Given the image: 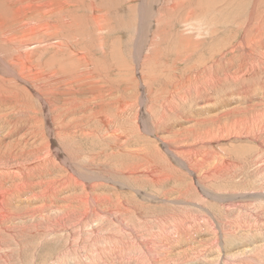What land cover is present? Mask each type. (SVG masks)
I'll list each match as a JSON object with an SVG mask.
<instances>
[{
	"label": "rangeland",
	"instance_id": "rangeland-1",
	"mask_svg": "<svg viewBox=\"0 0 264 264\" xmlns=\"http://www.w3.org/2000/svg\"><path fill=\"white\" fill-rule=\"evenodd\" d=\"M131 1L115 11V33L107 38L111 44L107 45L105 54L99 50L94 54L95 61L102 64L109 62L111 54L112 57L122 54L135 70L125 81L116 67L110 69L113 71L110 77L117 78H113L111 99L123 97L122 100L130 104L127 114L115 121L116 127L106 129L99 118L89 119L75 123L82 126L86 136L77 133L70 137H50L47 133L50 125L43 120L35 100L26 96L20 107L31 105V109L38 111V115L34 114L38 117L36 120L31 119L32 114L21 112L20 100L0 101V147L4 148L0 151V176L10 178L4 180L3 191L11 192L9 201H0V264H264V57L259 52L247 57L249 60L240 56L234 60L231 59L234 55L228 51L244 34L243 29L238 31L237 28L238 25L244 28V23L236 22L234 15L238 14L244 21L252 0H238V7H225L221 14L216 11L213 22L205 23L208 31L204 30L201 36L193 34L198 41L208 37L207 40L212 41L210 46L204 45L207 50L193 57V62H176L180 45L175 44V48L173 43L167 47L174 48V52L169 49L171 54L159 57L157 73L154 72L157 80L153 81L151 90L153 99L157 96V100L148 107H143L138 98L141 89L147 87L138 85H141L138 66L152 49L154 30L149 29L147 36L143 35L139 44L136 43V27L142 23L138 15L140 0ZM84 3L88 5L91 0ZM259 10L264 11V5L259 6ZM191 22L193 28L201 32L197 26L203 21ZM149 38L150 41L145 42ZM84 42L87 44L88 40ZM210 47H224L229 53L222 61L220 72L218 70V76H223L222 85L216 89L210 87L201 97L191 93V98L178 103L175 110L164 108L165 96L171 90L168 83L178 78L193 79L195 73L185 74L186 67L196 64L194 62L205 64L211 56L205 53ZM225 59L233 64L227 66ZM47 60L48 56L40 62ZM18 68V75L28 86L36 87L37 92L44 94L46 87L54 86L52 80L50 83L43 79L33 69ZM5 78L20 84V92L23 82ZM52 92L55 96L46 97L60 105L61 89ZM181 96L182 92H178V97ZM165 104L168 106L167 102ZM86 107L89 114L91 108ZM111 109L109 117L114 118L112 114L116 110ZM150 111L158 122L152 119ZM255 117H259L258 122L262 121L255 131L234 128ZM79 119L75 116L67 121ZM225 128L229 130L223 131ZM115 129L117 134L125 132L127 136L126 148H123L126 153L122 155L110 137ZM164 142L171 145L172 155L164 150ZM45 158L46 163L37 165ZM20 166L27 167L26 174L16 172ZM12 172L16 174L12 176Z\"/></svg>",
	"mask_w": 264,
	"mask_h": 264
},
{
	"label": "bare ground",
	"instance_id": "bare-ground-1",
	"mask_svg": "<svg viewBox=\"0 0 264 264\" xmlns=\"http://www.w3.org/2000/svg\"><path fill=\"white\" fill-rule=\"evenodd\" d=\"M127 1L128 0H105L104 2L100 3V2H96V0H91V3L86 5L84 3L85 0H0V2H1V4H0V101L14 99L13 100V102H14V101L20 100V103L18 104L19 105L18 108L21 109V112H27L29 115L32 114L33 117H31V119L36 120L38 118L37 117L38 111L36 113L33 109H31L30 108L31 105L28 108H27V105H26V108L20 107L21 101H23L22 99L26 96H28L27 98H29L30 100H32V99L35 100L41 108L40 111L42 112L43 120H45L46 123L50 125V127L48 128V132H47L51 135L50 137H54V136H56V137H61V136L62 137H70V136L76 135L77 133L84 134V130H83L82 126L80 124L75 125V123L76 122H82L84 120H89V119L99 118L101 121V124L106 129H110L109 127H112V128L116 127L115 121L116 120L119 121L122 118V115L127 114V112H128L127 109L129 110L130 104H128L125 100H122L123 97H121V96H120L121 100L111 99L112 98L111 92H112V87H113L111 85L113 84L112 82L114 81L113 78L114 77H115V79H117V78H116V76H114L113 78L110 77V72L112 71V70L110 71V69H113L114 67H116L119 70V72L124 75V79L123 78L122 79L125 81L128 80L127 77L130 75V72H132L134 69L130 65H128L127 59H124L122 54H120L121 56L119 55L118 57H116V56L112 57L113 54H111L112 55L111 59L110 60L107 59L109 62L105 61V64H102L101 62L95 61V59H94L95 55L94 54L96 53L95 51H97V50L102 51L103 54H105V50L107 48V45L109 44L107 42V38H109L108 36H110V34H112V32L114 31L115 24L113 23V21H114V17H116L115 11L118 9V6H120L121 4H127ZM141 1H142V3H141ZM238 5H239L238 0H140L139 6H140L141 10H138V15L140 18L139 20H141L142 23L140 24L139 27H136V30H137L136 33L138 36L135 39L136 43L139 44L141 39L144 38L143 35H146L149 32V29L150 30L152 29L151 31L154 30L153 35H152L153 38L150 37V38H152L151 42H150L152 45V49L149 50L150 53L148 55H146V56L144 55L145 56L144 59H142L140 62L141 65L138 66V68H139L138 73L140 74L138 76H139V80H141V85H140V83H138V85L139 86H143V85L147 86L146 89H141V95L138 96L139 101L141 102V105L143 107L144 106L148 107V104L150 105L152 101H153V103H155L156 101L154 102V100H157L156 99L157 96L155 95L156 98L153 99L154 95L152 96V93H151L153 81L156 82V80H157V79H155L154 72H156L155 68L158 65L159 57L161 56V58H162V56L165 53H168V52L170 53L169 49H171V48H167V47H171V44H173V43H174L173 46L175 48H176L175 44L180 45V50L178 49L179 53L177 54L178 56H177L176 62H178L180 60L183 61L184 63L185 62H188V63L193 62V60H192L193 57H198L197 55H200L202 51H205L208 49V48H205L204 45L210 46V43H212V41L207 40V39H209V37L206 39L207 41L205 39L200 40L202 38H200L198 41L197 36L204 35V34H202L203 31L207 30L205 25L208 22H213L214 18H216V11H219L221 14V13L225 12L224 11L225 7H230V6H233V7L237 6L238 7ZM262 5H264V0H252L251 2H249L250 11L247 9L248 12H247V15H246L244 21H241L242 19L241 20L239 19L238 14L234 15L236 22L240 21V22H238L239 24L244 23V28H241L242 26L239 27L240 25L237 26L238 31L243 29L242 31L244 32V34L242 35V37L240 36L241 38H239L240 40L237 43V45L235 43L234 45H236V46H234V48L232 47L231 50H228V51H230L229 52L230 54L234 55L233 57H231V59L237 60L236 58L238 56H240V58H242V59L243 58L247 59V57L255 56L259 52H262L263 57H264V31L261 30V29H264V11L260 12V10H259V6H262ZM139 6H138V8H139ZM240 7H241V5H240ZM237 9H239V8H237ZM234 12H235V10H234ZM238 12H240V11L238 10ZM135 17H133V18H135ZM212 18H213V20H212ZM194 20H196V22H200V21L204 22V23L202 22L201 24H199L198 25L199 27L197 26V29H199L201 32H198L196 30V28H193V24H192L193 22H191V21H194ZM115 23H116V20H115ZM113 24H114V26H113ZM235 24H237V23H235ZM19 25H21L23 27L18 28ZM130 25H129V27H130ZM180 26L183 29L180 30L178 28ZM123 27H125V26H123ZM130 29H132V28H130ZM262 31H263V34H261ZM113 33H115V32H113ZM193 34H197V36L193 35ZM149 36H150V34H149ZM129 37L131 39V36H129ZM120 38H122V37H120ZM150 38H149V40L145 39L146 41L143 40V42L145 41L148 43L150 41ZM85 40H88L87 44H85V42H84ZM214 40L215 39H213V41ZM110 44H109V46H110ZM240 44H242V45H240ZM113 45H115V43ZM220 46H223V45L220 44ZM123 47H127V46H123ZM139 47L140 46H138V49H140ZM200 47H202V50L200 49ZM117 48H119V47H117ZM178 48H179V46H178ZM173 49L174 48H172L171 50L174 52ZM225 49L226 48H224V47H222V48L217 47V49H212V47H210V50H208L205 53H208L209 56L210 55L211 56L205 64H202V63L200 64V62L199 63L194 62L196 64H192V65L189 64L186 67L187 70H186L185 74H187V73L192 74V72L195 73V77L193 75H192L193 77L190 76L193 79H190L189 77L186 76L187 78H185V79L180 80L181 78L180 79L178 78L176 80L174 79L175 82L168 83V87H170L171 90L169 89L170 91L167 94L165 93L167 95V96H165V102H167L168 106L165 104V102H164V104L161 103L162 105L166 106L164 108H166V109L170 108L169 111L170 110L172 111L173 109L175 110V108L178 106V103H180V102L184 103L188 100V98H191V93L195 92V93H197L196 94L197 97H201L202 93L207 92V90L210 87H213L216 89V87L218 85H222L223 76H221V77L218 76V74H219L218 70L220 72V70L222 69V61L225 58V56H227V54H229L227 50L225 51ZM109 50H111V49H109ZM124 51H126V50L124 49ZM176 51H175V53H176ZM215 53L217 55H221V54L222 55L219 56L218 58H215V56H217ZM172 54H174V53H172ZM127 55H130L129 51H128ZM46 56H48V60L44 63H41L40 60ZM165 56L167 57V55H165ZM104 57H106V56H104ZM178 57H180V59ZM137 58H139V57H137ZM247 60H249V59H247ZM166 61H167V59H166ZM243 61H242V63H243ZM172 63H174V62H172ZM249 63H252V62L249 61ZM255 63H256V61H255ZM226 64L228 66V64H233V63H232V61L231 62L227 61ZM226 64H224L225 67H226ZM262 64H264V63H262ZM244 65H247V64L244 63ZM256 65H257V63H256ZM54 66H55V68H54ZM238 66H240V65H238ZM251 66H254V64L252 63ZM18 67H23L25 69L35 70L39 75L42 76L43 79L45 78V80H48L50 83L52 80L54 82V86H52L50 88L45 86L46 89H44V91H46V92L44 94L37 92L35 90L36 89L35 86H34L35 88L28 86L27 81L18 75V71H17L19 69ZM177 70H179V69H177ZM227 70H228V68L226 69V73H227ZM163 71H166V70H163ZM29 72H31V71H29ZM44 72H46V73H44ZM134 72H135V70H134ZM234 72H236V71H234ZM237 73H238V71H237ZM21 74H22V72H21ZM35 75H37V74H35ZM123 75H121V76H123ZM28 76H29V74H28ZM145 76H147V77L149 76V78H147V80H146ZM5 77H12L13 80H16L19 83L23 82V86L22 85L20 86V92L22 94L20 92H18L19 91L18 88H19L20 84L15 83V81L6 80ZM134 77H136V76H134ZM161 77L159 76V78H161ZM163 77H164V75H163ZM236 79H238V78H236ZM139 80H138V82H139ZM118 81H119V79L117 80V82ZM150 81H151V83H150ZM36 82L38 83V80ZM45 83H47V82H45ZM231 83H233V82H231ZM33 84H35V83H33ZM45 85H47V84H45ZM51 85L52 84H49L48 86H51ZM114 85H117V84H114ZM56 88L59 90L61 89L62 101H61L60 105H57V103L55 104V103L50 102V100H48V98L46 97L48 95L55 96L52 91ZM178 92H182L181 97H178ZM49 93H51V94H49ZM114 93H115V91H114ZM54 98H56V97H54ZM177 101H179V102H177ZM151 105H153V104H151ZM86 106L91 108V109H89L90 110L89 114L86 113V109H88ZM111 108L116 110V112L114 114H112V116H115L114 118L109 117V114H110L109 111ZM149 109H151V108H149ZM183 109H185V108H183ZM78 110H80L81 113H79V114L76 113V111H78ZM150 112L152 114L151 115L152 119L156 120L154 118V116H155L154 113H152L153 111H150ZM34 114H37V115L34 116ZM75 116L76 117L79 116L80 119L77 121H73L74 125L72 124L73 122H71V120L67 121L68 118H71V117L75 118ZM168 118H169V116H168ZM212 118H214V117H212ZM127 119H128V117H127ZM219 119H220V117H219ZM258 119H259V117H255V118L251 119L252 121L250 120V121L244 122L240 126L235 125L234 128L240 129V130H246V131L247 130L255 131V129H257V127H258L257 124H259V122H262V121L258 122ZM156 121L158 122V118ZM157 122H155V124H157ZM239 122L240 121H238V123ZM210 124H212V123H210ZM39 126H37V127H39ZM148 126H150V125H147V127ZM261 126H262V124H261ZM259 127H260V125H259ZM154 129H156V128H154ZM115 130H113V131H115ZM228 130L229 129L225 128L223 131H228ZM107 131H110V130H107ZM207 131H209V130H207ZM220 131H221V129H219V132ZM111 132H110V137L113 139L115 144L119 147V151H120L119 154L122 155V154L126 153V152H124L125 149L123 150V148H126V141H127V136H125V132L122 131V132H124L123 135L117 134L116 133L117 130L115 132H112V133ZM244 132L245 131H243V133ZM162 133H163V131H162ZM256 133H258V132H256ZM84 135L86 136V134H84ZM100 137H102V136H100ZM47 141H48V139H47ZM55 141H56V139H55ZM49 142H50V140H49ZM52 142H54V141H52ZM47 143H45V145H47ZM50 144H51V142H50ZM9 145H7V146L10 147ZM47 146H49V145H47ZM47 146L45 148H47ZM169 146H171V145H167L165 142L163 143L164 150H166V152H168L169 154L172 155V151L170 150ZM8 147H7V149H8ZM148 148H149V146H148ZM1 149H4V148L0 147V151H1ZM128 150H130V149H128ZM42 151H43V149L41 150V152ZM46 151H48V150H46ZM10 152L12 154H14V152H12V151H10ZM54 153H56V152H54ZM35 156H37V155H35ZM123 157L126 158L125 155H123ZM52 158L53 157H51V159ZM14 160L15 159L13 158L12 161H14ZM43 160L44 161H40L39 164H37V165H40L41 163H46L45 162L46 158ZM50 161L53 162V160L49 159V162ZM68 162L72 163L71 161H68ZM135 162H136V160H135ZM146 162H148V161H146ZM70 163H68L69 166H70ZM35 165H36V163H35ZM147 169L149 170V168H147ZM18 170H19V172L22 173V175L26 174V171H28L27 167H23V166H20L16 172H18ZM135 170L137 171V168ZM139 170H141V169H139ZM7 171L10 172L11 170L8 169ZM7 171H5V172H7ZM1 172H0V174H1ZM133 172H134V170H133ZM12 173H14V172H12ZM129 173H132V172H129ZM15 174L16 173L12 174V176H14ZM2 176L5 177L4 175H2ZM2 176H0V177H2ZM26 176H29V175L27 174ZM7 178H9V177L0 178V201H3L5 203L7 201H9V199H10L9 197L11 196V192L3 191V185H5L4 180H7ZM54 188H56V187H54ZM63 197H65V196H63ZM86 201H87V199H86ZM120 206H121V204H120ZM20 218H22V217H20ZM4 236H5V234H4Z\"/></svg>",
	"mask_w": 264,
	"mask_h": 264
}]
</instances>
